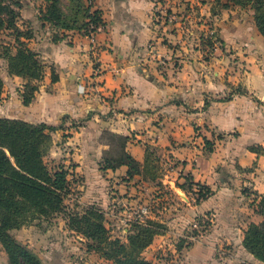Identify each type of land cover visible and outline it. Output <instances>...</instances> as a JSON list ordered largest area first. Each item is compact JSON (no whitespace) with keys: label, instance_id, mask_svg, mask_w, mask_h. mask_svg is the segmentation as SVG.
Here are the masks:
<instances>
[{"label":"crops","instance_id":"0c3cea01","mask_svg":"<svg viewBox=\"0 0 264 264\" xmlns=\"http://www.w3.org/2000/svg\"><path fill=\"white\" fill-rule=\"evenodd\" d=\"M93 9L101 10L104 19L94 38L92 30L36 27L27 39L45 69L42 79L33 81L39 86L36 98L24 104L27 79L8 70L0 73V117L55 127L45 161L55 158L70 167L72 176L80 174L88 193L105 192L110 178L131 183L141 176L129 178L127 166L103 168L108 132L128 136L127 150L142 164L148 150L158 161L163 156L180 161L181 167L172 168L180 180L190 175L213 189L206 200L193 199L192 218L226 211L201 246L238 238L251 254L243 244L244 233L260 220L255 209L264 193V36L254 17H222L224 45L217 49L230 54L215 63L197 55V43L174 62L172 44L174 38L181 40L180 34L159 27L155 0H96ZM239 86L242 90H233ZM207 140L216 143L214 150L207 149ZM225 161L233 167L231 175L219 170ZM132 187L138 191L140 186ZM90 204L99 205L96 199L86 206Z\"/></svg>","mask_w":264,"mask_h":264},{"label":"rangeland","instance_id":"374dc122","mask_svg":"<svg viewBox=\"0 0 264 264\" xmlns=\"http://www.w3.org/2000/svg\"><path fill=\"white\" fill-rule=\"evenodd\" d=\"M11 1L12 3L19 1L20 5L13 6L16 10L15 25L4 27L0 35V73L3 75L6 74L8 68L5 53L16 51L17 36L25 32L34 34L36 27L50 25L49 22L42 20L50 1ZM155 1L157 2L156 17L159 27L164 26L167 31H175V34H180L182 40L177 41V38H174L172 45L176 51L175 54L180 55L171 56L174 62H178V59L185 55L183 51L189 53L188 49H192L196 43L199 44L200 49L197 55L205 61L215 63L216 58L229 55V51L217 49L224 45L221 32L224 22L222 17L227 19L225 21H231L228 15L254 16V9L249 3L242 5L236 0ZM58 4L67 19L74 17L78 11H85L88 1L58 0ZM160 32L164 30L160 29ZM236 60L238 59H234L233 62L235 63ZM212 69L216 67L212 66ZM239 89H241L240 86L234 87L233 90ZM218 137H221V134ZM215 144L206 143V147L208 150L211 148L214 150ZM47 163L50 168L63 165L58 164V160L51 157L47 158ZM155 163L156 166L152 172L157 178L159 177L157 180L159 183L152 181L146 174L137 176L131 183L124 182V179L116 182L118 179L116 177V179L110 178V185L107 184L105 192L96 190L88 193L82 190L81 185L84 184V178L80 174H74L71 176L73 192L66 200L68 210L72 213H83L86 204L96 199L105 212L106 225L111 237L120 238L122 242L128 243V237L132 233L130 229L134 228L133 224L140 209L147 207L148 213L143 214L142 218H153L166 227L165 231L156 235L152 243L142 251V256L148 264H238L240 260L249 261L248 257L251 258V254L244 252L238 238L236 240L225 239L210 247L204 242L205 247L201 246V242L205 241L214 221L220 217L221 211L226 215L225 209H220L218 213L209 211L192 218L194 210L190 205L193 204L196 195L188 190L176 193L172 188L185 180V178L180 180L178 173L172 169L175 166L181 167L180 161L168 160L163 156V160ZM229 164L238 167L234 161H229ZM255 167L254 165L248 168L254 169ZM232 168L227 165V161L219 163V170L229 175L232 174ZM161 178H164L165 182H162ZM137 184L140 186L138 191L132 187ZM83 194L85 195L84 200L81 197ZM258 210L257 205L255 211L258 213ZM262 221L261 216L256 223ZM12 235L34 253L42 264H113L112 259L106 258L95 249L94 240L70 228L68 218L64 213L54 214L48 218H38L21 229L13 230ZM252 259H254L252 263L262 264L259 260ZM0 264H12L1 242Z\"/></svg>","mask_w":264,"mask_h":264},{"label":"trees","instance_id":"16d2710c","mask_svg":"<svg viewBox=\"0 0 264 264\" xmlns=\"http://www.w3.org/2000/svg\"><path fill=\"white\" fill-rule=\"evenodd\" d=\"M50 1L43 22H49L55 29H82L87 34L90 30L104 24L102 11L93 9L96 0H87L85 11H78L74 17L65 18L58 0ZM245 5L249 3L254 9V21L264 36V0H236ZM19 1L0 0V35L4 27L15 25L16 10ZM72 19V20H71ZM33 36L32 32L20 33L16 41L15 52H6L8 72L27 79L22 92L23 103L28 105L36 98L39 89L34 80L42 79L44 64L25 41ZM59 35L55 34V39ZM24 39V40H23ZM52 79L57 77L53 74ZM4 90V79L0 74V99ZM210 101L206 100L205 106ZM55 127L45 123H30L22 119L0 117V242L5 247L12 264H42L41 260L27 247L20 243L12 231L31 224L38 218H48L54 214L64 213L72 230L83 234L96 242L95 249L103 256L113 260V264H148L142 251L162 234L166 227L153 218L144 222L135 221L128 243L120 238H112L106 225L105 212L97 204H90L83 213L70 212L66 200L73 192V180L70 167L65 165L50 168L45 157L53 144L51 131ZM110 149L105 152L103 168L116 169L127 166L129 178L137 174L149 175L159 183L155 169L158 161L149 153L144 164L137 160L128 150V136L107 133ZM211 144V141L207 140ZM213 148L210 149L212 151ZM184 182L178 187L196 195V203L206 200L213 194V189L206 184L196 182L190 175H184ZM258 213L263 217L260 223L251 222L244 233L245 248L264 264V193L259 203ZM240 264H255L243 261Z\"/></svg>","mask_w":264,"mask_h":264},{"label":"built area","instance_id":"2783aa9c","mask_svg":"<svg viewBox=\"0 0 264 264\" xmlns=\"http://www.w3.org/2000/svg\"><path fill=\"white\" fill-rule=\"evenodd\" d=\"M95 29H96V28H95ZM95 29H93V30L91 31L92 38H94ZM148 210H149V209H148L147 207H142V208L140 209V212H139L138 216L136 217V221L144 222L145 219H143L142 217H143V214H147V213H148Z\"/></svg>","mask_w":264,"mask_h":264}]
</instances>
